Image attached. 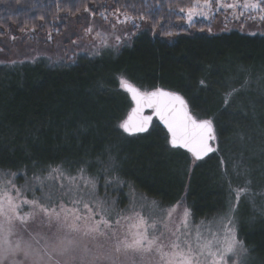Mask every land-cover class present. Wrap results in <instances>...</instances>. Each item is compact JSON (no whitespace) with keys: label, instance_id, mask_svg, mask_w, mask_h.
<instances>
[{"label":"trees","instance_id":"obj_1","mask_svg":"<svg viewBox=\"0 0 264 264\" xmlns=\"http://www.w3.org/2000/svg\"><path fill=\"white\" fill-rule=\"evenodd\" d=\"M85 2L92 8L101 0H59V9L57 0H0V42L23 34L52 42L64 33L71 19L90 16L83 7L79 12L73 10L74 14L68 11L69 5ZM103 2L115 8L117 0ZM191 3L192 0H119L120 5L129 6L127 11L133 17L143 15L147 19L137 18L139 27L131 26L130 41L118 49L116 54L120 52V56L110 61L103 75L105 87L117 90L116 75L125 71L139 83H164L175 89L185 84L200 89L203 73L217 78V68L228 57L232 60L228 64L236 63L244 69L264 60L262 36L238 31L209 34L204 24H181L179 7ZM43 60L46 59L32 64H0V169L21 176L55 165L70 170L83 167L99 177L102 195L117 207L124 205L127 193L134 188L161 204L183 201L194 219L227 210L228 194L210 187L203 167L194 166L191 171L182 166L167 167L161 157L163 149L169 147L167 137L156 122L145 134L125 136L127 140L120 146L113 143L117 134L124 135L117 120L127 100L119 90L124 103L118 95L93 87L98 82L95 75L101 63L79 56L57 68ZM221 134L225 135L223 131ZM105 151L119 159L120 170L98 168L95 162ZM213 159L210 155L201 163ZM104 175L122 183L105 187ZM235 206L238 235L248 249V262L264 264V218L248 205L238 206L236 202ZM259 207L264 210V204Z\"/></svg>","mask_w":264,"mask_h":264},{"label":"snow or ice","instance_id":"obj_2","mask_svg":"<svg viewBox=\"0 0 264 264\" xmlns=\"http://www.w3.org/2000/svg\"><path fill=\"white\" fill-rule=\"evenodd\" d=\"M213 4L215 11L240 9V16L246 12L264 13V0H232L230 3L226 0H192L191 6L179 7V11L186 14L192 25L194 17L212 13ZM56 6L61 8L59 0ZM80 7L93 19L83 28V35L78 40L83 42L94 35L103 48L119 44L121 36L116 34L117 25L131 23L137 28V18L140 21L147 19L143 15L133 17L127 11L129 6L120 5L119 0L115 8L101 0L92 8L87 2L73 3L68 6V11L74 14L73 10L79 12ZM96 16L108 25L109 30L103 29ZM83 19L88 20V17ZM259 19L264 20V15ZM124 32L128 34L126 29ZM110 35L114 36L116 44L109 43ZM48 38L51 39V34ZM119 83L135 105L118 125L124 133L148 132L155 117L166 128L167 142L172 149L186 150L195 161L216 151L210 143L216 139L213 120L197 117L183 95L159 87L142 91L124 77ZM199 84L207 87L204 80ZM235 91L224 97L225 110ZM145 109L151 110V115H144ZM53 174L67 183L61 182L56 192L49 190L36 197L35 187L22 191L8 178H14L16 173H0V264H242L241 258L248 252L237 237L234 204H229L215 227L211 222L192 227L191 212L183 201L159 212H150L148 216L135 207L116 211L106 200L98 198L96 180L87 175L85 168L78 169L75 176L65 175L58 167L43 179L35 177L41 191L46 187L45 180H53ZM109 183L106 181L105 187ZM29 191L31 199L26 195ZM232 191L238 203L247 187ZM152 205L156 207V202ZM37 218L41 227L48 229L47 233L29 231V223H35ZM17 224L26 235H18L13 242L10 238L17 235Z\"/></svg>","mask_w":264,"mask_h":264},{"label":"rangeland","instance_id":"obj_3","mask_svg":"<svg viewBox=\"0 0 264 264\" xmlns=\"http://www.w3.org/2000/svg\"><path fill=\"white\" fill-rule=\"evenodd\" d=\"M226 2L230 3L232 0H226ZM213 9L214 11L212 13H207L206 17H194L192 25L188 23L186 14L181 13V16L183 17L181 24L186 27H192L196 24H204L206 26L204 29L209 34L238 31L241 34L264 37V20L259 19V16L264 15V13L246 12L243 16H240V9H221L215 11V4H213ZM86 16L88 17V20L83 19V17ZM91 19L93 18L87 14L71 19L67 23V28L64 33L52 42H48L46 39L47 42L44 43L41 42L42 40L32 38L28 34L17 36L15 39L5 38L0 42V64L20 61H27L32 64L40 58H44L46 59L43 60L44 62L51 63L57 67L58 65L62 66L63 64H67L68 62H71L74 57L77 58L79 56L98 61L101 63L99 66L100 69L95 75L98 82H95L93 87H98L109 91V93L118 95L119 98L123 100V103L125 100L124 97H122V94H124L127 100V105L126 107L123 105L125 110L123 109L124 112L119 116L117 125H119L124 119L131 108L130 100L127 95H125L126 93L124 90L120 87L119 80L121 77L126 78L142 91H149L153 90L152 88L155 89L156 87H159L180 93L189 102L192 112L197 117L213 120L216 134V139L213 141V145L216 151L211 155L214 157L211 162L202 164L201 161H195L190 155H187L186 152L184 153V151L165 147L161 157L165 161L167 167L172 169L182 166L187 168V171H191L194 166L198 169L203 167V173H206L210 187L216 189L219 193L228 194L229 200L226 205L227 209L230 203L236 205L235 192L232 191V189L246 186L247 192L241 195L237 205H248L249 207L258 210L264 218V210L259 207L260 204H264V60L261 61L259 59L260 62L255 64L254 67L252 66L247 67L248 69H244L243 67H239L236 63L231 62V64H228V61H232L229 59L230 57H228V59L222 61L220 63L221 66L217 68L215 73L218 74L217 78L212 79L213 75L210 76L208 73L207 75L206 73H203L202 77L206 82L207 87H201L200 89H197L196 87H188L185 84L180 85L181 89H175L169 87L167 84L164 85V83L149 84L144 81L142 82L137 77L141 82L139 83L135 80L136 78L132 77L129 73L122 71L116 75L115 83L117 90L122 92L121 94L117 90H111L105 87L103 75H106L108 72L110 61L115 60L120 56V52L116 54L118 49L127 45L130 41L132 24L117 25L116 34L121 36L119 44L116 47L103 48L99 46V39H94V35L88 36L83 42L78 40V37L83 35V28L88 26ZM95 19L104 30H109L108 25L104 24L99 17H95ZM137 24H139V22H137ZM125 29L127 30V35H125ZM73 40H77L78 43L73 44ZM89 41H92V43H89ZM108 41L110 44H116L114 36L110 35ZM97 51L99 52L98 55L95 54ZM105 67L107 68L104 69ZM57 68L60 67L58 66ZM210 74L212 73L210 72ZM233 90L236 91L231 96L227 110H225L224 97L229 92H233ZM197 94H199L198 98ZM155 124L156 123H154L153 126ZM222 131L225 134L224 136L221 134ZM125 136L127 135L117 134L113 143L117 146L122 145L126 139ZM106 152L107 151H105V155L101 158L99 157L95 162L99 163L98 168H101L102 171L106 169L120 170L122 166H120L119 159L113 154H106ZM221 160H223V163H221ZM58 167L65 175L72 176L77 175L78 169H80L70 170L62 165H55L53 168L47 169L43 172L33 170L29 173L22 174L21 176L19 173L14 172L17 175L14 178L11 176L8 178L12 179L13 183L21 188L22 191H24L25 188L35 187V196L41 197L49 190L56 192L61 182L65 184L67 183V181H62L56 174H53V180H45L44 183L46 187H44L43 191L40 190V186L34 178L41 177L43 179L52 173L53 169ZM225 171L227 172V175H225ZM0 173L13 172L0 169ZM86 173L89 177L96 180L98 198L106 200L116 209V211H123L135 207L137 211H141L142 215L148 216L150 212H159L161 209H167L176 204H161L154 198L147 197L145 194L136 189L134 190L133 188L129 190V194L127 193L128 196L126 195L127 200L124 205L117 207L113 205L110 198H104L102 195L103 188L102 190L99 189V177L89 174L87 171ZM102 180L104 184L106 181H110L108 184L109 186L111 184L117 185L122 183L118 179H113L107 175H104ZM185 182V186H188L189 182H187L186 178ZM26 195L29 199L32 198L31 191L27 192ZM153 201L156 202V207H153ZM183 204L187 207L184 202ZM179 211L182 212V209ZM225 212H218L214 216H207L202 219H194L190 216V224L192 227H195L201 225L202 222L204 225L211 222L215 227L219 222V218L223 216ZM234 221L237 237L240 240L235 217ZM28 228L29 231L33 233L48 232L46 227H41L39 218H37L35 223H29ZM15 230L17 235L10 238L13 242L18 238V235H26V233H23V229L19 224L16 225ZM90 246L94 247V245L91 244ZM105 246L107 247L108 244H105ZM247 256L248 255L246 254L241 258L242 264H249Z\"/></svg>","mask_w":264,"mask_h":264},{"label":"water","instance_id":"obj_4","mask_svg":"<svg viewBox=\"0 0 264 264\" xmlns=\"http://www.w3.org/2000/svg\"><path fill=\"white\" fill-rule=\"evenodd\" d=\"M163 89H165V88H163ZM154 90V89H153ZM165 90H168V89H165ZM149 91H151V90H149ZM125 92V91H124ZM126 93V95H127V97H128V99L130 100V103H131V108L129 109V111H128V113L131 111V109H132V107H134L135 105H134V103H133V101L131 100V98H130V95L127 93V92H125ZM128 113L126 114V116L124 117V119L125 118H127V115H128ZM144 115H151V110H149V109H145V111H144ZM154 122H156L164 131H165V133H166V137H167V130H166V128L163 126V124L162 123H160L155 117H153V120H152V124H151V126L149 127V130H150V128L152 127V125H153V123ZM121 130V129H120ZM148 130V131H149ZM122 131V130H121ZM122 133L123 134H125V135H127V136H135V135H141V134H145V133H137V134H135V135H129V134H127V133H124L123 131H122ZM147 133V132H146ZM168 143V142H167ZM211 143V145H212V147L215 149V147H214V145H213V141H211L210 142ZM169 146V145H168ZM170 147V146H169ZM171 148V147H170ZM179 150H181V151H184V152H186L187 153V151L186 150H184V149H179ZM214 152H211V153H209L207 156H205L202 160H204V159H206L207 157H209L210 155H212ZM187 154H189L190 156H191V154L190 153H187ZM192 157V156H191ZM193 158V157H192ZM194 159V158H193ZM202 160H199V161H202Z\"/></svg>","mask_w":264,"mask_h":264}]
</instances>
